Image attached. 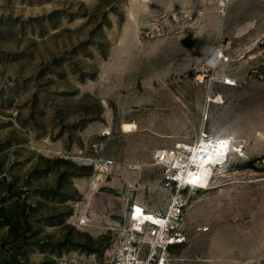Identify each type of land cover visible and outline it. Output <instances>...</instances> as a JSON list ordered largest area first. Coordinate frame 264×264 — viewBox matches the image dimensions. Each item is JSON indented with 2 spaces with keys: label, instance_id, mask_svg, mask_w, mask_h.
I'll return each mask as SVG.
<instances>
[{
  "label": "rangeland",
  "instance_id": "rangeland-1",
  "mask_svg": "<svg viewBox=\"0 0 264 264\" xmlns=\"http://www.w3.org/2000/svg\"><path fill=\"white\" fill-rule=\"evenodd\" d=\"M204 132L235 145L176 254L264 264V0H0V264H111Z\"/></svg>",
  "mask_w": 264,
  "mask_h": 264
},
{
  "label": "built area",
  "instance_id": "built-area-1",
  "mask_svg": "<svg viewBox=\"0 0 264 264\" xmlns=\"http://www.w3.org/2000/svg\"><path fill=\"white\" fill-rule=\"evenodd\" d=\"M216 56L218 61L225 63L230 61V56L221 48L216 49ZM212 135L204 132L201 141L198 143V145H205L206 151L204 154H207L214 145L224 141V135H217L215 138ZM188 145L192 149L183 148V150H186L192 156L195 153L194 146L196 142ZM233 145L234 143L231 144V146ZM174 150L177 155L180 154L181 149ZM157 154L160 162H164V150L158 151ZM183 155L180 160L187 159V154ZM104 164L109 167L112 161L105 160ZM173 169H175L174 172L168 170L165 179V187L173 190V194L170 196L168 206L163 212L139 201H135L133 205H130L128 218L131 228L128 234L114 243V258L111 264H182V259L177 256L176 251L187 242L183 223L188 202L184 192L192 191L196 193L205 189L200 188L193 181L189 182L183 179L185 168ZM136 203L142 205L143 210L141 212L138 211ZM77 222L79 225H86L88 222L87 214L81 213L77 218Z\"/></svg>",
  "mask_w": 264,
  "mask_h": 264
},
{
  "label": "bare ground",
  "instance_id": "bare-ground-1",
  "mask_svg": "<svg viewBox=\"0 0 264 264\" xmlns=\"http://www.w3.org/2000/svg\"><path fill=\"white\" fill-rule=\"evenodd\" d=\"M132 17L133 14L129 19L132 20ZM224 83L228 85L235 84V82L232 81L231 79H229L228 81H224ZM126 130L133 131L135 130V127L130 125L126 128ZM202 136L203 134L200 135L199 141H201ZM216 136L217 135H214V138ZM223 138H224L223 143L220 142L217 145L211 147L207 154H204V152L206 151L204 147L205 145L204 144L198 145L199 142H197L196 145L194 146L195 153L192 156L190 153H187L186 150L185 151L183 150V148L186 149L190 148V150L192 149V147H189L188 144L182 145L180 147V149L182 150H180V154L178 155L175 150L166 149L164 150L165 153L164 162L166 164L169 163L168 166H170L171 168H178V169L185 168V174L183 175V179L189 182L193 181V183L195 182L197 185H199L200 188H204L205 190L210 189V183L212 182V180L216 178L217 175L219 176V178L226 177L228 175L227 173L228 171H226V167L232 156L233 146H231V144L233 142V136L227 135L224 136ZM226 151L227 153H225ZM234 151L238 152L237 149H234ZM183 154H187L186 160L185 159L180 160V157L184 156ZM101 166L99 167L100 170H101ZM104 168L105 167L103 165L102 169ZM136 205L138 211L141 212L143 210L142 205L139 203H136Z\"/></svg>",
  "mask_w": 264,
  "mask_h": 264
},
{
  "label": "clouds",
  "instance_id": "clouds-1",
  "mask_svg": "<svg viewBox=\"0 0 264 264\" xmlns=\"http://www.w3.org/2000/svg\"><path fill=\"white\" fill-rule=\"evenodd\" d=\"M235 145V144H234Z\"/></svg>",
  "mask_w": 264,
  "mask_h": 264
},
{
  "label": "snow or ice",
  "instance_id": "snow-or-ice-1",
  "mask_svg": "<svg viewBox=\"0 0 264 264\" xmlns=\"http://www.w3.org/2000/svg\"><path fill=\"white\" fill-rule=\"evenodd\" d=\"M223 146V145H222Z\"/></svg>",
  "mask_w": 264,
  "mask_h": 264
}]
</instances>
